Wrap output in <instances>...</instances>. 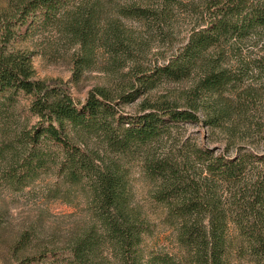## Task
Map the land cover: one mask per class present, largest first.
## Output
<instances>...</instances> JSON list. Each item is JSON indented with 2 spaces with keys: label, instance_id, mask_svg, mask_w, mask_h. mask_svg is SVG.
<instances>
[{
  "label": "trees",
  "instance_id": "16d2710c",
  "mask_svg": "<svg viewBox=\"0 0 264 264\" xmlns=\"http://www.w3.org/2000/svg\"><path fill=\"white\" fill-rule=\"evenodd\" d=\"M110 5L0 4V181L21 192L52 176L47 197L72 204L80 194L88 213L61 249L30 251L29 234H21L10 249L14 264H231L233 253L264 264V84L255 80L264 74V0ZM180 16L192 22L184 43L145 60L152 38L173 39ZM126 22L145 32L136 34ZM39 24L78 47L75 75L102 51L103 71L119 80L79 101L68 83L37 79L31 55L10 44ZM165 82L186 88L150 98ZM20 96L30 99L34 124L13 120ZM138 101L134 114L122 108ZM186 126L220 130L223 146L185 138ZM71 135L98 146L77 144ZM132 162L151 186L175 253L143 250L152 223L133 199Z\"/></svg>",
  "mask_w": 264,
  "mask_h": 264
},
{
  "label": "rangeland",
  "instance_id": "374dc122",
  "mask_svg": "<svg viewBox=\"0 0 264 264\" xmlns=\"http://www.w3.org/2000/svg\"><path fill=\"white\" fill-rule=\"evenodd\" d=\"M121 6L131 0H103L104 4ZM4 5V0H0ZM111 8V7H110ZM115 19L116 15L111 14ZM126 28H130L136 34L145 32L139 24L126 22ZM192 26L191 18L180 16L176 20L174 37L170 41L167 38L157 36L149 41V51L145 60H155L159 54H171L185 41L187 33ZM11 48L27 52L31 55L35 77L39 80H62L71 88L73 96L83 101L88 92L95 88L107 85L109 82H117L116 75H109L103 71L105 56L101 51L96 53L88 69H82L75 75V57L78 47L72 45L68 38L59 34L57 30L47 24H39L26 36H19ZM157 54V56H155ZM261 78V79H260ZM257 82L264 84V74L256 77ZM186 88L185 84L160 83L154 91L149 93L150 98H156L165 94H176ZM145 98V97H144ZM143 99H140L142 101ZM138 103L124 105L125 112L134 114L138 109ZM30 99L25 96L18 97L14 108L13 119L19 126L27 123L34 124L36 119L29 113ZM264 108V101L261 103ZM185 138L200 142L202 138L211 148H221L224 144V135L220 130L199 129L197 126H186L181 130ZM77 144H88L95 148L98 141L85 136L71 135ZM130 172V186L134 202L143 207L147 218L152 223V234L145 238L143 250L146 254L175 253L170 229L159 225L161 208L155 206L149 197L150 184L144 178L140 167L135 162L128 164ZM55 183L54 177H43L40 181L21 192H12L0 181V264H14L10 249L16 244L20 235L27 232L30 236V251L39 248L56 250L64 248L66 240L81 226L87 216V208L80 194H76L74 203L68 204L61 199L47 197V188ZM231 264H252L248 259H240L235 253L230 257Z\"/></svg>",
  "mask_w": 264,
  "mask_h": 264
}]
</instances>
